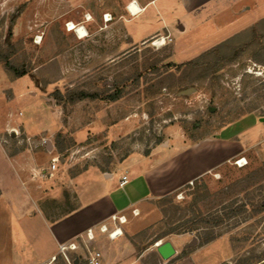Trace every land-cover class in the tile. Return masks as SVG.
<instances>
[{
	"label": "rangeland",
	"instance_id": "obj_1",
	"mask_svg": "<svg viewBox=\"0 0 264 264\" xmlns=\"http://www.w3.org/2000/svg\"><path fill=\"white\" fill-rule=\"evenodd\" d=\"M53 1L0 0V72L9 81L0 87V264H30L23 250L49 236L38 215L55 221L71 209L68 191L51 193L64 185L62 175L88 165L122 171L131 153L200 140L207 150L226 147L217 158L226 160L134 210L126 233L133 257L170 240L180 250L176 257L207 243L206 253L222 255L217 264H264V30L178 62L172 41L128 45L114 22L123 0H58L60 13L40 10ZM70 20L86 35L67 30ZM21 77L24 95L16 99L12 81ZM78 93L85 97L72 101ZM244 128L258 136L246 137ZM53 154L56 173L46 170ZM182 162L181 156L176 166ZM82 247L79 254L68 250V260L57 252L49 264H85ZM100 251L112 258L111 250Z\"/></svg>",
	"mask_w": 264,
	"mask_h": 264
},
{
	"label": "crops",
	"instance_id": "obj_2",
	"mask_svg": "<svg viewBox=\"0 0 264 264\" xmlns=\"http://www.w3.org/2000/svg\"><path fill=\"white\" fill-rule=\"evenodd\" d=\"M128 1L123 0L121 5L123 11L114 21L126 35L128 45L138 46L150 38L166 36L165 40L172 41L173 57L178 62L189 61L192 57L226 41L239 40L252 30H264V0H136L142 10L134 16L126 9ZM61 9L58 0L53 1V4L48 2L40 8L47 13H60ZM104 13L109 16L108 11ZM103 24L108 28L109 20H104ZM24 79L21 77L12 81L16 83V99L24 95L21 86ZM7 83H9L7 76L0 72V87ZM247 117L249 115L239 118L236 123H242ZM248 129L244 128L242 134L251 139L258 136L259 132L256 129L252 131ZM27 139L32 141L33 145H38V140L30 135ZM240 143L242 142L237 141V145ZM202 145L201 140L187 145L182 141L179 143V150L176 148L171 150L167 148L162 152L153 150L148 155L131 153L122 158V171H103L98 166L88 165L74 175L67 177L62 175L64 185L62 188L56 186L51 193L60 195L62 191H68L73 199L72 207L55 221H51L43 213L41 216L38 215L40 226L48 230L49 236L41 244L38 242L40 239L38 229L35 240H38V243H31V248L23 250V254L29 257L28 262L49 264L54 254L59 252L60 243H77L78 247L71 251L79 254V251L83 250L82 243L88 246L89 242L94 241L99 248L93 251L101 253L104 264H217L222 255L212 257L211 253H206L210 249L207 243L176 257L180 250L171 241L176 251L165 260L156 251V245L152 254L149 253L153 248L144 247L138 256L133 257L136 249L126 235L127 233L130 236L128 228L133 226L135 221H130L131 218H135L131 214L134 210L140 212L146 200L158 198L160 193L168 194L177 187L175 182H178L176 184L179 186V180L184 177L198 178L226 160L217 159L227 151L226 147L219 145L207 150ZM227 147L235 146L229 144ZM51 150H54V147ZM181 156L183 162L178 167L176 160ZM55 157L56 154L51 155V162ZM49 165L46 170L50 173L54 171L56 173L59 169L57 163L54 170H50ZM26 168L30 170L34 167L28 162ZM121 174L127 175L126 181L122 184ZM6 179L9 185L14 183L11 176ZM114 213L123 215L125 221L118 224L121 233L110 236L101 232L99 225L108 221L110 215ZM107 226L108 229H113L111 224ZM89 228L92 238L86 235ZM25 233L26 230L23 229L22 235ZM100 250H111L112 258L104 256ZM74 263L77 261L74 260Z\"/></svg>",
	"mask_w": 264,
	"mask_h": 264
},
{
	"label": "built area",
	"instance_id": "obj_3",
	"mask_svg": "<svg viewBox=\"0 0 264 264\" xmlns=\"http://www.w3.org/2000/svg\"><path fill=\"white\" fill-rule=\"evenodd\" d=\"M132 3L136 4L135 8H132V6H131ZM126 9L132 16H134L142 10V7H140L138 5L136 0H129L126 4ZM106 14L107 13H105L103 15L104 20H106ZM162 37L164 40L166 39V36H158V38H162ZM57 162H58V157L53 158L52 162L49 165V169L54 170ZM237 163H239V162L237 161ZM126 179H127V175L121 174L120 175V184L124 183L126 181ZM124 221H125V217L123 215H119V214H115V213L111 214L108 221L101 223L99 225V230L101 232L108 231L109 229H108L107 224H111L113 226V229L108 231V234L110 236L114 235V233L116 231H119L121 233V229H120V227H118V224H122V222H124ZM86 235L88 238H92V232H91L90 228L87 229ZM83 245L85 246V249H86V253L83 255V260H84L85 264H104L102 261L101 253L99 251L90 250L87 245H85V244H83ZM77 247H78V244L75 242H68L67 244L66 243H60L58 245L59 252L63 255V257L66 260H68L67 251L68 250H74Z\"/></svg>",
	"mask_w": 264,
	"mask_h": 264
},
{
	"label": "water",
	"instance_id": "obj_4",
	"mask_svg": "<svg viewBox=\"0 0 264 264\" xmlns=\"http://www.w3.org/2000/svg\"><path fill=\"white\" fill-rule=\"evenodd\" d=\"M196 240L193 239L190 244H193ZM156 251L161 256L162 259H168L175 253V248L170 240H165L163 242H160L156 246ZM77 260H75L76 262Z\"/></svg>",
	"mask_w": 264,
	"mask_h": 264
},
{
	"label": "bare ground",
	"instance_id": "obj_5",
	"mask_svg": "<svg viewBox=\"0 0 264 264\" xmlns=\"http://www.w3.org/2000/svg\"><path fill=\"white\" fill-rule=\"evenodd\" d=\"M135 3H132L131 4V6H132V8H135ZM106 20H109V16H108V14H106ZM67 28H68V30H74L76 33H78L79 35V37H83V36H85L86 35V30L84 29V27L83 26H77V25H75L73 22H69L68 23V25L66 26ZM155 43L156 44H163V43H165V40L163 39V37L162 38H158L156 41H155ZM242 161V160H241ZM118 233H120L119 231H116L115 233H114V235L115 234H118ZM160 243V241H158L157 243H156V246L158 245ZM44 264H48V263H44Z\"/></svg>",
	"mask_w": 264,
	"mask_h": 264
},
{
	"label": "trees",
	"instance_id": "obj_6",
	"mask_svg": "<svg viewBox=\"0 0 264 264\" xmlns=\"http://www.w3.org/2000/svg\"><path fill=\"white\" fill-rule=\"evenodd\" d=\"M190 61H192V60H190ZM197 61V60H196ZM193 62V61H192ZM5 65H6V67L7 68H11L10 66H9V64L7 63V62H5ZM24 74V72L23 71H21V72H18L17 73V75H23ZM85 97V94H83V93H78V94H75V95H73L72 97H70V99L73 101V100H77V99H82V98H84ZM110 98L111 99H116L117 98V94H112V95H110ZM161 200H164V198H162ZM170 201L171 199L169 198V199H166V201ZM165 201V200H164ZM210 239H212V238H210ZM210 239H208L207 241H209ZM206 241V242H207Z\"/></svg>",
	"mask_w": 264,
	"mask_h": 264
}]
</instances>
